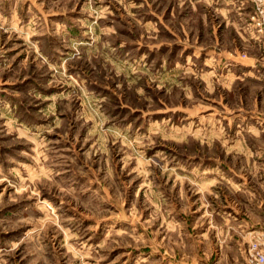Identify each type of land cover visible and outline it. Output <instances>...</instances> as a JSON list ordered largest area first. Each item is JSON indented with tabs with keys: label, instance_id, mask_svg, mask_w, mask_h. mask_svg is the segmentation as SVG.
<instances>
[{
	"label": "rangeland",
	"instance_id": "1",
	"mask_svg": "<svg viewBox=\"0 0 264 264\" xmlns=\"http://www.w3.org/2000/svg\"><path fill=\"white\" fill-rule=\"evenodd\" d=\"M264 235V0H0V264H249Z\"/></svg>",
	"mask_w": 264,
	"mask_h": 264
},
{
	"label": "built area",
	"instance_id": "2",
	"mask_svg": "<svg viewBox=\"0 0 264 264\" xmlns=\"http://www.w3.org/2000/svg\"><path fill=\"white\" fill-rule=\"evenodd\" d=\"M249 264H264V235L258 236L249 244Z\"/></svg>",
	"mask_w": 264,
	"mask_h": 264
}]
</instances>
